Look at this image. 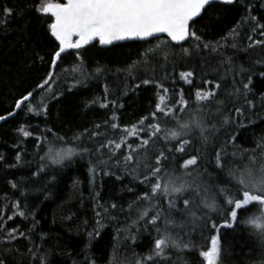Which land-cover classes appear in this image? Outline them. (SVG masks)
<instances>
[{"label":"snow or ice","instance_id":"obj_1","mask_svg":"<svg viewBox=\"0 0 264 264\" xmlns=\"http://www.w3.org/2000/svg\"><path fill=\"white\" fill-rule=\"evenodd\" d=\"M233 3L234 0H33L30 5V10L38 18H44L45 34L54 47L47 54L50 60L47 76L36 84L33 91L15 101V110L29 103L37 91L47 90L52 98H56L58 93L53 87L55 69L64 54H71L69 50L75 52L78 62L65 69L71 73V90L82 80L99 76L107 70L98 66L88 72L80 51L85 45L98 42L104 47L119 41L146 44L157 41L151 48L140 52L131 64L116 70L126 79L137 81L126 86L124 95L128 90L135 91L142 86L156 89L154 104L147 115L131 125L122 126L117 109L123 105L117 106L116 100L109 99L111 92L105 84L99 107L112 108L111 115L105 120L75 133L71 139L52 128H45L35 137L37 150L32 161H24L17 151L15 163L7 165L11 168L24 163L35 164L31 176L38 181L44 178V188L38 191H46L56 180L53 173L74 157L90 158L89 173L93 178L99 174L98 169L103 175H113L112 166L117 171L123 167L132 182L143 185L144 190L137 194L134 188L127 189L135 197L127 208L116 203L100 204L97 200L93 205L97 226L88 232V239L91 242L101 234L105 219L119 225V216H125L123 226H118L113 236L117 246L122 242L135 245L144 234L150 238L146 250L134 253L129 264H189L186 254L197 252L199 264H222L220 229H232L241 223L256 230L264 245V135L257 137L251 148H243L236 144L238 132L228 131L254 123L241 121L245 109L256 107L248 98L253 72L242 66L237 68L235 56L227 54L229 49L245 55L257 52V58L250 62L253 67L264 66V24L251 15L239 22L250 25L246 35L241 37L246 41L242 47L236 42L240 37L239 27H234L215 42L206 41L201 28L197 27L213 5L229 6ZM12 14V9H3L5 17ZM39 59L45 62L44 56ZM213 60L217 61L218 69L224 70L223 75L211 80L201 77L200 86L196 87L197 69L188 68V64L198 61L206 65ZM169 67L172 69V88L165 86L169 80ZM157 68L163 73L159 78ZM177 68H188L178 73V79L192 85V93L186 95L183 88L174 90ZM141 69L145 74L151 70L152 75L141 78ZM259 75L264 76V71ZM229 77L233 85L232 92L227 93L229 99H219L220 89ZM239 96L244 97V107L236 106ZM96 103V100L91 102ZM261 106L264 107V101ZM15 110L0 115V121L14 116ZM27 111L46 116L47 105L42 99L36 105L29 103ZM17 131L23 137L33 135L24 126ZM221 133L225 136L222 142ZM73 143L75 146H63ZM4 159L0 154V162ZM120 178L116 176L117 180ZM9 183L13 189H18L16 182ZM21 195H24L23 191ZM3 199L6 200L7 196ZM10 206L12 215L0 223V264H9L10 260L11 264H16L14 254H19V249L12 245L21 239L29 242V264H50L42 243L38 244L32 238L35 224L28 232L20 231L18 227H6L7 221L16 216L27 218L19 201ZM250 207H257L259 214L241 220L240 213L247 212ZM3 216L0 210V219ZM45 238L46 234H40L41 242ZM197 238L204 243L198 244ZM115 252L114 246L113 254ZM81 264H95V259L86 256ZM109 264H113L112 257Z\"/></svg>","mask_w":264,"mask_h":264},{"label":"trees","instance_id":"obj_2","mask_svg":"<svg viewBox=\"0 0 264 264\" xmlns=\"http://www.w3.org/2000/svg\"><path fill=\"white\" fill-rule=\"evenodd\" d=\"M63 2V0H54ZM33 0H0V115H6L15 109V101L20 99L28 91H33L36 84L42 82L50 70V60L47 54L53 49L49 37L45 34L46 23L44 18H38L37 14L30 10ZM12 9L13 14L5 17L3 9ZM248 15L255 16L260 24H264V0H234L229 6L213 5L204 15L197 25L201 28V33L206 41L215 42L221 40L234 27H239L240 37L236 42L242 47L246 41L241 39L246 35V30L250 25L246 22L240 24ZM50 22V21H49ZM256 38H259L257 35ZM232 41H229L231 43ZM152 44L141 41H123L115 45L101 47L98 42L85 45L81 49L84 58V66L91 73L96 67L103 66L106 71L91 79L82 80L76 87L69 90V85L73 82L71 73L65 72L78 62L75 59V52L69 50L71 54H64L62 60L55 69L56 79L53 87L58 93L56 98H52L47 90L37 91L29 102L32 105L39 104L43 99L47 105V115H35L29 113L27 108L29 103L22 105V108L15 110L16 114L6 121L0 123V154L5 159L0 162V210L3 211V219L7 220L8 215H12L11 204L19 201L20 207L27 213V218L16 216L14 220L7 221L8 229L19 228L20 231L28 232L35 224L33 240L42 243L43 251L48 255L50 264H81L86 256L95 259V264H109L110 257L113 264H129L134 253L146 250L149 237L144 234L137 240L135 245L130 242L120 243L118 246L113 240L115 229L123 226L125 216H119L120 224L110 222L105 219L101 234L89 242L88 232L95 228L97 217L93 210L94 203L98 200L100 204L108 205L116 203L127 208L130 201L134 200L133 193L128 192V188H134L139 194L144 190L143 185L132 182V177L125 174L121 167L118 171L112 166L113 175L99 174L93 178L89 173V157H74L71 162H66L64 167L56 170V180L46 191H38L44 188L41 177L39 181L31 176L35 171V164L24 163L17 167H7L15 163L17 151H20L24 161H32L36 152L35 137L40 135L45 128H52L59 135L71 139L75 133L91 128L95 123H100L111 115V106L108 109L99 107L104 92L105 84L111 92L110 100H116L118 107L117 115L120 117L119 123L131 125L151 111L154 104L156 89L152 86H142L140 89L128 90L124 95L126 86L137 81L125 78V75L117 74V69L125 68L135 61L140 52L151 48ZM187 47L188 45H184ZM258 51V50H257ZM228 55H234V64L239 68L242 66L253 72L252 83L250 84L249 99L256 104L254 109H245V115L241 121L248 124L246 128H229V132H238L236 144L243 148H251L257 137L264 135V76L259 75L264 71V66L253 64L257 58V52L245 55L243 52L235 53L228 50ZM44 56L45 62L39 57ZM195 67V86H200V79H220L224 70L217 68V61L213 60L206 65L198 61L190 62L188 68ZM188 68H177L175 84L176 91L180 88L188 95L194 91L192 85L184 84L178 79V73ZM169 80L166 87L172 88V69L169 67ZM141 78L145 75H152L151 70L146 74L141 69ZM157 77L163 73L157 68ZM246 83L247 80L245 79ZM214 87V85H212ZM241 86L242 85H238ZM233 85L231 77L220 89L219 99L228 100L227 93L232 92ZM236 99L239 103L237 107H244V97ZM96 100V104H91ZM24 126L26 130L33 133L30 137H23L17 130ZM119 136V133L117 134ZM134 142L133 138H129ZM225 139L223 133L220 141ZM61 147V145H56ZM64 147L75 146L73 144L63 145ZM42 154V153H41ZM93 158V162H94ZM103 168V165L100 166ZM116 176H120L119 180ZM9 181L18 184V189H13ZM24 195H21V192ZM98 194V195H97ZM7 196V199H3ZM223 212L224 209H221ZM257 207H250L247 212H241V220L249 216L258 215ZM87 221V224L85 222ZM217 223H222L217 220ZM40 234H46V238L41 242ZM207 235V233H205ZM222 245V264H264V245H262L256 230L243 223L234 226L232 229L221 228L219 232ZM28 241L19 240L12 246L19 249V254L15 255L16 264H29L27 259ZM198 244H203L202 239L197 238ZM116 252L113 254V248ZM186 259L189 264H199L197 253H187ZM11 264V260L9 262Z\"/></svg>","mask_w":264,"mask_h":264},{"label":"water","instance_id":"obj_3","mask_svg":"<svg viewBox=\"0 0 264 264\" xmlns=\"http://www.w3.org/2000/svg\"><path fill=\"white\" fill-rule=\"evenodd\" d=\"M119 42H123V41H119ZM15 109V108H14ZM2 121H0V123H1Z\"/></svg>","mask_w":264,"mask_h":264}]
</instances>
